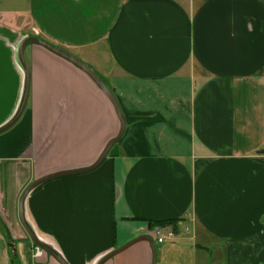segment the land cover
Instances as JSON below:
<instances>
[{
  "label": "crops",
  "instance_id": "0c3cea01",
  "mask_svg": "<svg viewBox=\"0 0 264 264\" xmlns=\"http://www.w3.org/2000/svg\"><path fill=\"white\" fill-rule=\"evenodd\" d=\"M28 37L86 63L127 124L96 168L29 193L26 219L43 243L68 264H99L176 220L157 264H264V0H0V129L23 101ZM24 55L28 104L0 134L5 238L19 234L32 182L90 166L119 131L84 71L36 43ZM35 247L18 239L10 263L60 264ZM151 263L140 241L104 264Z\"/></svg>",
  "mask_w": 264,
  "mask_h": 264
},
{
  "label": "water",
  "instance_id": "95a60500",
  "mask_svg": "<svg viewBox=\"0 0 264 264\" xmlns=\"http://www.w3.org/2000/svg\"><path fill=\"white\" fill-rule=\"evenodd\" d=\"M28 43H36V44H39L41 46H44L45 48L51 50L52 52H54L58 55H60L61 57L65 58L66 60H68L69 62H71L72 64H74L78 68H80L82 71H84L95 82V84L102 90V92L108 97V99L110 100V102L112 103V105L114 107V110H115L116 115H117L118 120H119V131H118L117 135L108 142V144L104 148L102 154L99 156V158L93 164H91L90 166H87L85 168L79 169V170H68V171L58 172V173H54V174H50V175H47L45 177H42V178L32 182L24 190V192L20 198V202H19L20 221H21V224L24 227V229L29 234L32 242L37 247L45 250L47 252V254L54 257L60 264H68V262H66V260L61 256V254L59 252H57L56 250H54L53 248H51L47 244L43 243L38 238V236L33 231L32 227L27 222L26 215H25L26 199H27L29 193L36 186H38V185H40V184H42V183H44L50 179L57 178L60 176H65V175H73V174L83 173V172H86V171H89V170L96 168L108 156L112 147L117 142H119L121 140V138L123 137V135L125 133L127 124H126L125 117L123 115L122 109L120 107V104L118 102V99H117L115 93L107 86V84L86 63H84L82 60L76 58L75 56L69 54L65 50H62V49L54 46L53 44H51L45 40L39 39L37 37H28L27 39H25L23 41V43L21 44V47H20V58H21L23 66L26 70V83H25L23 101H22L21 107L19 109V112L17 113L15 118L11 122H9L6 126H4L3 128L0 129V134L6 132L7 130H9L12 126H14L18 122V120L21 118V116H22V114H23V112H24V110L28 104V100H29V96H30V71H29V68H28V65H27V62L25 59V55H24L25 47ZM140 241H146L150 244V247L152 250V263L151 264H157V247H156L155 241L151 235L139 236V237L134 238L133 240L125 243L124 245L117 247L116 249L111 251L109 254H107L99 262V264H104L106 261L112 259L116 255H118V254L122 253L123 251H125L126 249H128L130 246H132V245H134Z\"/></svg>",
  "mask_w": 264,
  "mask_h": 264
},
{
  "label": "rangeland",
  "instance_id": "374dc122",
  "mask_svg": "<svg viewBox=\"0 0 264 264\" xmlns=\"http://www.w3.org/2000/svg\"><path fill=\"white\" fill-rule=\"evenodd\" d=\"M21 229L24 230L22 225H21V228L19 229V234L13 233L11 238H10V236L8 238H5L7 236L6 231L3 229V227H0V264H11L10 259H9L10 252H11V250L16 251V250H14L15 245H16V241H18V239L24 240V238L29 236V234H27V232L25 230L23 232ZM21 237H23V238H21ZM5 240L8 241L9 245H8V243L6 244L4 242ZM19 245L20 244L17 243V246H19ZM161 248H162V245H158L157 251L160 252ZM197 251L204 253L206 255V258H208L210 260V262H212L211 254H208L205 250H202V249H198ZM187 262L188 261H186L185 264H189V262L188 263Z\"/></svg>",
  "mask_w": 264,
  "mask_h": 264
},
{
  "label": "built area",
  "instance_id": "2783aa9c",
  "mask_svg": "<svg viewBox=\"0 0 264 264\" xmlns=\"http://www.w3.org/2000/svg\"><path fill=\"white\" fill-rule=\"evenodd\" d=\"M186 231L190 230V227L186 226L185 228ZM151 236L153 237L155 244H164L168 241H173L176 238V234L173 230L167 229L166 227L163 226H157ZM35 256L37 258H40L44 255H47V252L39 247H35Z\"/></svg>",
  "mask_w": 264,
  "mask_h": 264
},
{
  "label": "trees",
  "instance_id": "16d2710c",
  "mask_svg": "<svg viewBox=\"0 0 264 264\" xmlns=\"http://www.w3.org/2000/svg\"><path fill=\"white\" fill-rule=\"evenodd\" d=\"M176 224H177V221L176 220H170L168 222H157V223H151L150 226H166V225H170V226H173L174 229L176 228Z\"/></svg>",
  "mask_w": 264,
  "mask_h": 264
}]
</instances>
